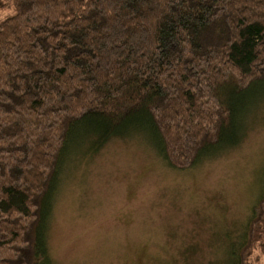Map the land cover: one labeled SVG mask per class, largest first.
Returning a JSON list of instances; mask_svg holds the SVG:
<instances>
[{"label": "trees", "instance_id": "trees-1", "mask_svg": "<svg viewBox=\"0 0 264 264\" xmlns=\"http://www.w3.org/2000/svg\"><path fill=\"white\" fill-rule=\"evenodd\" d=\"M258 83L264 0H0V264H49L55 179L73 144L100 136L101 148L143 126L161 160L189 170L234 134ZM256 252L264 194L231 264Z\"/></svg>", "mask_w": 264, "mask_h": 264}, {"label": "rangeland", "instance_id": "rangeland-1", "mask_svg": "<svg viewBox=\"0 0 264 264\" xmlns=\"http://www.w3.org/2000/svg\"><path fill=\"white\" fill-rule=\"evenodd\" d=\"M253 86L234 134L189 170L161 160L143 126L101 148L100 136L84 150L73 144L55 179L49 264H231L264 194V84Z\"/></svg>", "mask_w": 264, "mask_h": 264}]
</instances>
